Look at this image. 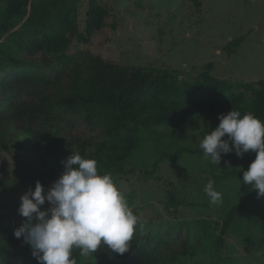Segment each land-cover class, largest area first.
<instances>
[{"label":"trees","instance_id":"obj_1","mask_svg":"<svg viewBox=\"0 0 264 264\" xmlns=\"http://www.w3.org/2000/svg\"><path fill=\"white\" fill-rule=\"evenodd\" d=\"M2 1L0 152L9 151L13 143L43 149L49 155L63 151L68 157L74 150L95 160L99 174H110L119 188L129 177L148 179L156 173L145 171L137 160L147 134L183 137L191 127L208 121L204 136L219 125L221 114L232 110L241 115L253 113L264 121V81L256 91L233 92L227 82L210 73L188 81L166 69L72 52L73 43L88 44L109 15L100 0H86L83 30L80 12L84 0ZM243 42V37L231 41L224 52L232 57ZM201 154L182 148L162 154L159 161L176 165L186 156ZM222 155L220 168L232 166L227 177L238 180H243V171L256 158L252 151L243 158L235 150ZM217 171L212 167V174ZM254 193L249 198L257 195ZM176 197H169L171 203L165 206L175 219L182 204ZM126 200L133 201L131 196ZM191 202L198 215H204L201 208L209 209L207 202ZM240 209V205L233 206L224 222L216 223L221 230L214 254L220 262H224L227 238ZM21 226L7 225L0 230V264H38L23 237L14 235ZM259 229L264 234V221ZM199 251L200 246L185 235L166 233L131 241L123 255L102 246L95 258L96 264H190ZM72 258L76 264L84 260L79 249H73Z\"/></svg>","mask_w":264,"mask_h":264},{"label":"rangeland","instance_id":"obj_2","mask_svg":"<svg viewBox=\"0 0 264 264\" xmlns=\"http://www.w3.org/2000/svg\"><path fill=\"white\" fill-rule=\"evenodd\" d=\"M100 2L109 15L91 41L74 42L72 52H90L125 65L166 69L188 81L210 73L227 82L233 92L256 91L264 81V0ZM3 6L0 0V7ZM80 13L83 30L86 0ZM241 37L244 42L229 57L224 48ZM209 127L208 121H201L183 137L147 134L137 160L145 171L156 173L148 179L129 177L119 187L125 199L132 197L131 203L126 201L138 218L131 241L147 235H185L200 246L198 256L190 264H264V234L259 229L264 221V198H249L254 191L243 180L227 177L232 166H213L203 154L186 156L176 165L159 161L162 154L182 148L200 150L202 131ZM66 158L63 151L49 155L23 143H13L9 151L0 152V230L7 225H23L26 218L18 213L21 196L29 189L34 191L38 181L46 194L64 172L62 161ZM223 159L222 155L221 163ZM212 167L218 168L215 175L211 173ZM183 178L187 181L182 182ZM210 181L221 193L220 204H212L203 190ZM171 196L182 201L177 219L171 218L165 207L167 202L171 203L167 201ZM192 200L195 205L207 202L209 209L201 208L204 215H198L190 205ZM235 205L241 209L227 238L224 262H220L214 254L221 230L216 223H223ZM50 207L46 201L41 210ZM82 264H96L95 253L84 257Z\"/></svg>","mask_w":264,"mask_h":264},{"label":"clouds","instance_id":"obj_3","mask_svg":"<svg viewBox=\"0 0 264 264\" xmlns=\"http://www.w3.org/2000/svg\"><path fill=\"white\" fill-rule=\"evenodd\" d=\"M218 119L219 125L198 143L204 159L220 165L222 154L235 150L243 158L245 153L255 152V160L243 171V184L257 192L258 199L264 198V121L236 110ZM62 164L64 172L46 194L38 181L34 191L29 189L21 196L18 213L26 219L15 230V237H23L38 264H76L73 249L86 258L102 246L111 253L128 252L138 218L111 175H100L95 160L74 150ZM203 190L212 204L222 203L221 193L211 181ZM46 201L51 207L42 211Z\"/></svg>","mask_w":264,"mask_h":264}]
</instances>
